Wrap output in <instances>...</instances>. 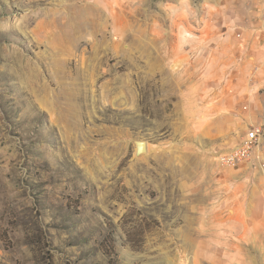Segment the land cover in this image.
I'll list each match as a JSON object with an SVG mask.
<instances>
[{
  "label": "rangeland",
  "instance_id": "374dc122",
  "mask_svg": "<svg viewBox=\"0 0 264 264\" xmlns=\"http://www.w3.org/2000/svg\"><path fill=\"white\" fill-rule=\"evenodd\" d=\"M263 34L264 0H0V264H264V167L219 162Z\"/></svg>",
  "mask_w": 264,
  "mask_h": 264
},
{
  "label": "built area",
  "instance_id": "2783aa9c",
  "mask_svg": "<svg viewBox=\"0 0 264 264\" xmlns=\"http://www.w3.org/2000/svg\"><path fill=\"white\" fill-rule=\"evenodd\" d=\"M235 37H241L240 32H237ZM263 137L264 133L260 125L249 126L237 145L219 155V162L225 166L251 164L253 167H264V153L260 149Z\"/></svg>",
  "mask_w": 264,
  "mask_h": 264
},
{
  "label": "water",
  "instance_id": "95a60500",
  "mask_svg": "<svg viewBox=\"0 0 264 264\" xmlns=\"http://www.w3.org/2000/svg\"><path fill=\"white\" fill-rule=\"evenodd\" d=\"M146 147V141L144 140H137L136 141V153H140L141 151H144Z\"/></svg>",
  "mask_w": 264,
  "mask_h": 264
},
{
  "label": "bare ground",
  "instance_id": "6f19581e",
  "mask_svg": "<svg viewBox=\"0 0 264 264\" xmlns=\"http://www.w3.org/2000/svg\"><path fill=\"white\" fill-rule=\"evenodd\" d=\"M90 25H91V24H90ZM147 149H148V148H147V142H146V147H145L144 151H147Z\"/></svg>",
  "mask_w": 264,
  "mask_h": 264
}]
</instances>
